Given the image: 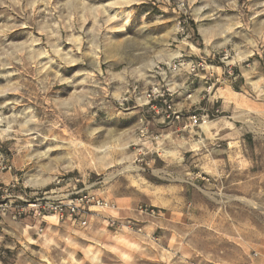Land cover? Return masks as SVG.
Returning <instances> with one entry per match:
<instances>
[{
	"label": "rangeland",
	"instance_id": "1",
	"mask_svg": "<svg viewBox=\"0 0 264 264\" xmlns=\"http://www.w3.org/2000/svg\"><path fill=\"white\" fill-rule=\"evenodd\" d=\"M156 88L210 121L176 131ZM82 188L133 228L34 218ZM0 264H264V0H0Z\"/></svg>",
	"mask_w": 264,
	"mask_h": 264
},
{
	"label": "built area",
	"instance_id": "2",
	"mask_svg": "<svg viewBox=\"0 0 264 264\" xmlns=\"http://www.w3.org/2000/svg\"><path fill=\"white\" fill-rule=\"evenodd\" d=\"M204 62L192 64L191 70L196 71L199 67L204 68ZM170 93L161 91L160 89H152L147 97L148 101L156 98H162L166 102L165 119L170 123L184 122V129L201 126L210 121L208 113H192L184 111L182 108L175 107L174 104L167 101ZM167 96V97H166ZM159 139V135L154 137ZM208 180V178H207ZM34 218L40 222V225L46 222V217L54 215L60 221H69L81 227L89 226L92 221L98 220L107 227L113 228L116 231L124 228H133L131 223L122 222L114 213L115 204L92 190L87 188L78 189L67 194L65 197L43 196L37 197L32 201ZM137 210L141 213L155 215L157 210L149 205H139ZM42 229V227H40Z\"/></svg>",
	"mask_w": 264,
	"mask_h": 264
},
{
	"label": "crops",
	"instance_id": "3",
	"mask_svg": "<svg viewBox=\"0 0 264 264\" xmlns=\"http://www.w3.org/2000/svg\"><path fill=\"white\" fill-rule=\"evenodd\" d=\"M176 123H178L176 125V129H177L176 131L179 132V131H181L182 122H176ZM195 134L196 133H192V134L190 133V134L186 135V134L178 133L179 137H181L185 141L183 143L184 150L194 151L196 145L198 146V144H196L197 139L195 137ZM165 136H167V135H165ZM206 161H208V160L201 161L199 163H195L193 166V172H190V173H192L193 177H188L187 180H185V183H188L186 188L191 189V192H192V202L190 201V203H192V205H193L192 206L193 210L190 212V218H191V221L195 222L196 225H197V223H200V224L203 222L208 223L209 221H211V219L214 216L211 212V208L207 207V205L204 204L203 202H200L199 193L200 192H207L211 188L218 189V187L220 185L219 181H216L215 183H207V182L199 179V178L204 177L202 175L208 174V171L207 172L203 171L200 167L201 164L206 162ZM209 167H210V165H209ZM199 169H200V172L198 171ZM249 183H250L249 180L237 179V180L231 182L230 184H234L235 190H238L241 187V184L246 186ZM246 187L248 189V185ZM186 188H185V190H186ZM249 190L250 191L253 190V187L251 186V184H250ZM186 203H187V200H186ZM114 204H115V208L113 209V213L116 216H118V215L119 216L120 215L121 216H128V215L132 214V211L130 209L120 206L116 201L114 202ZM186 206H187V204H186ZM133 211H134V209H133ZM136 211H138V210H136ZM139 213H141V212H139Z\"/></svg>",
	"mask_w": 264,
	"mask_h": 264
},
{
	"label": "bare ground",
	"instance_id": "4",
	"mask_svg": "<svg viewBox=\"0 0 264 264\" xmlns=\"http://www.w3.org/2000/svg\"><path fill=\"white\" fill-rule=\"evenodd\" d=\"M208 35V34H207ZM176 56V55H175ZM104 149V148H103Z\"/></svg>",
	"mask_w": 264,
	"mask_h": 264
}]
</instances>
